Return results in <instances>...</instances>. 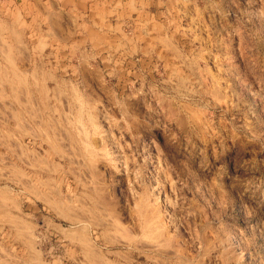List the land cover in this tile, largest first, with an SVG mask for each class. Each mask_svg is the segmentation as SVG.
Masks as SVG:
<instances>
[{"label":"rangeland","instance_id":"374dc122","mask_svg":"<svg viewBox=\"0 0 264 264\" xmlns=\"http://www.w3.org/2000/svg\"><path fill=\"white\" fill-rule=\"evenodd\" d=\"M40 2L0 0V264H264V0H150L115 38Z\"/></svg>","mask_w":264,"mask_h":264},{"label":"crops","instance_id":"0c3cea01","mask_svg":"<svg viewBox=\"0 0 264 264\" xmlns=\"http://www.w3.org/2000/svg\"><path fill=\"white\" fill-rule=\"evenodd\" d=\"M34 2L36 8L38 9L41 4V0H32ZM67 2V6L73 9L74 12L78 14H96L97 12H103L107 15L105 18L106 27H104L103 32L105 37L115 38L119 37L118 30L121 31L120 28L121 22L116 20V17L119 14H128L130 9H135L137 15L140 13L149 14L148 3L150 0H65ZM134 12V11H133ZM132 12V13H133ZM135 46H139V42L134 43ZM105 51L108 53L103 54L101 57V62L104 64L105 70L111 71L113 67L110 65V62L114 64H118L119 61L115 60L117 57L112 56L110 53V49H114L110 47V45L106 44ZM111 54V55H110ZM119 59V58H118ZM104 71V70H103Z\"/></svg>","mask_w":264,"mask_h":264},{"label":"bare ground","instance_id":"6f19581e","mask_svg":"<svg viewBox=\"0 0 264 264\" xmlns=\"http://www.w3.org/2000/svg\"><path fill=\"white\" fill-rule=\"evenodd\" d=\"M11 28V27H10ZM59 32V31H58ZM14 34H17V31H16V33H14ZM15 36H17V37H19L18 35H15ZM1 38V37H0ZM20 38V37H19ZM17 39V38H16ZM21 39V38H20ZM5 40V39H4ZM22 40V39H21ZM22 42V41H21ZM1 44V43H0ZM8 44V43H7ZM7 44H6V42H4V46L3 45H1L2 46V55L3 56H5V58H6V60L7 61H9L11 64H14L13 66H16L15 65V63H16V61H18L19 59H20V57H18L19 59L18 60H15L14 58H13V56L14 55H12L11 53V48L10 47H8L7 46ZM6 45V46H5ZM9 45V44H8ZM42 45H44V44H42ZM172 46V45H171ZM173 47V46H172ZM14 54V53H13ZM18 54V53H17ZM15 57V56H14ZM18 64V63H17ZM7 67V66H6ZM15 68H17V67H15ZM14 68V69H15ZM19 70V69H18ZM23 70V69H22ZM0 71H3L4 73H6L7 74V70L4 68V66H3V69H2V64L0 63ZM13 71V70H12ZM2 72V74H3V76L5 77L6 75H4V73ZM15 73V72H14ZM21 75V74H20ZM9 76V75H8ZM0 77H1V75H0ZM4 77H2V78H4ZM14 77V76H13ZM12 77V78H13ZM20 77V76H19ZM18 77V78H19ZM1 78V79H2ZM6 78H11V76L10 77H5V79L4 80H6ZM11 78V79H12ZM1 79H0V81H1ZM10 79V80H11ZM22 79V78H21ZM20 79V80H21ZM13 80V79H12ZM15 80V79H14ZM2 82V81H1ZM9 82V81H8ZM21 82V81H20ZM18 83V82H17ZM12 84V83H11ZM15 84V83H14ZM21 84V83H20ZM19 84V85H20ZM22 85V84H21ZM62 87V86H61ZM58 88V87H57ZM56 91H57V89H56ZM60 93V92H59ZM56 94H58V93H56ZM61 95V94H60ZM81 107V106H80ZM79 107V108H80ZM81 109V108H80ZM79 110V109H78ZM14 111V110H13ZM79 113H81L80 111H79ZM83 113V112H82ZM16 114V113H15ZM90 114V113H89ZM18 116V115H17ZM73 116V115H72ZM81 117V116H80ZM93 117V116H92ZM79 118V117H78ZM94 118V117H93ZM75 119H77V118H75ZM82 130V129H81ZM83 135V134H82ZM84 137V136H83ZM53 139V138H52ZM54 141V140H53ZM95 161V162H94ZM93 162L94 163H96V160H94ZM93 164V163H92ZM96 165V164H95ZM93 167H94V165H93ZM98 167V166H97ZM99 168V167H98ZM95 169V168H94ZM96 170H97V168H96ZM18 174V173H17ZM21 175V174H20ZM24 175V174H23ZM21 177V176H20ZM24 177V176H23ZM15 178H17V177H15ZM25 178V177H24ZM14 179V178H13ZM18 179V178H17ZM21 179V178H20ZM21 180H23V179H21ZM14 181H17V180H14ZM19 181V180H18ZM17 181V182H18ZM24 181V180H23ZM23 183V182H22ZM26 183V182H25ZM24 183V184H25ZM27 184V183H26ZM29 185V184H28ZM29 188H30V190L32 191V192H34L35 193V195L39 198H41V199H44V201H47V203H49L50 205H52L53 207H55L57 210H58V212L61 214V215H63V216H66V217H69V219L71 218H73L72 220H74V218L75 217H77L78 216V214L76 213V211H74L71 207H67L64 203H62L61 202V200L60 201H57L56 199H53L54 197L53 196H50L49 194H45L44 192H40L39 190H36L35 188H33V187H31V186H29ZM61 188V187H60ZM60 188L59 189H57L58 190V192L60 193L61 191H60ZM1 190V189H0ZM57 192V193H58ZM1 193V192H0ZM2 197V196H1ZM6 197V196H5ZM8 197V196H7ZM53 197V198H52ZM0 200H2V199H0ZM2 203V202H1ZM6 204V203H5ZM15 204V203H14ZM68 205V204H67ZM1 206V205H0ZM17 206V205H16ZM109 207V206H108ZM110 207H111V205H110ZM113 209V208H112ZM115 210V209H114ZM114 210H113V212H114ZM8 215V214H7ZM117 215H118V212H117ZM1 216V215H0ZM9 216V215H8ZM6 216H4V218H5ZM79 217H81L80 215H79ZM1 218H2V216H1ZM8 218H10L11 219V216L10 217H8ZM119 218V217H118ZM79 219V218H78ZM12 220H13V218H12ZM15 220H19V219H15ZM15 220H14V222L13 223H15ZM25 221V220H24ZM24 221H21V222H24ZM18 223H19V221H17ZM89 223V222H88ZM17 224V223H16ZM21 224V223H20ZM23 225H24V223H22ZM19 224H17V226H18ZM22 225V226H23ZM25 226V225H24ZM24 226H23V228H24ZM124 226V225H123ZM27 227V226H26ZM128 226L126 225V227L124 226L123 228H127ZM130 228V227H129ZM77 232V231H76ZM84 232V231H83ZM25 234V233H24ZM23 234V235H24ZM31 234H33L32 232H31ZM82 234V233H81ZM27 235V234H26ZM28 235H30V233L28 234ZM80 235V234H79ZM31 236V235H30ZM29 236V237H30ZM78 236V235H77ZM82 236V235H81ZM83 236H84V239H82L83 238ZM83 236H82V238L81 237H79L80 239H82V240H84L85 241V239L86 240H88L87 239V237H85V235L83 234ZM88 242H89V240H88ZM85 245V244H84ZM89 245H90V243H89ZM88 245V246H89ZM35 246V245H34ZM91 246V245H90ZM34 248V247H33ZM90 248V247H89ZM92 249V248H91ZM88 251V250H87ZM89 252V251H88ZM91 252V251H90ZM93 254V253H92ZM35 256V255H34ZM89 256V255H88ZM37 259V258H36ZM39 261V260H38ZM40 264H41V262H40ZM42 264H43V262H42Z\"/></svg>","mask_w":264,"mask_h":264}]
</instances>
